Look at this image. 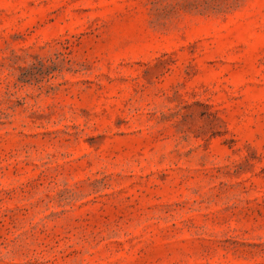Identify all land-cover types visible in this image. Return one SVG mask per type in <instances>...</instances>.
Masks as SVG:
<instances>
[{
	"label": "rangeland",
	"instance_id": "374dc122",
	"mask_svg": "<svg viewBox=\"0 0 264 264\" xmlns=\"http://www.w3.org/2000/svg\"><path fill=\"white\" fill-rule=\"evenodd\" d=\"M0 264H264V0H0Z\"/></svg>",
	"mask_w": 264,
	"mask_h": 264
}]
</instances>
